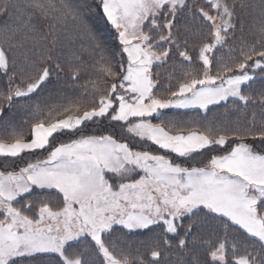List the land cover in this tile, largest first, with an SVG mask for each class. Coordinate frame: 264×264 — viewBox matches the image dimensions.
<instances>
[{"label":"snow or ice","instance_id":"1","mask_svg":"<svg viewBox=\"0 0 264 264\" xmlns=\"http://www.w3.org/2000/svg\"><path fill=\"white\" fill-rule=\"evenodd\" d=\"M0 264H264V0H0Z\"/></svg>","mask_w":264,"mask_h":264},{"label":"trees","instance_id":"2","mask_svg":"<svg viewBox=\"0 0 264 264\" xmlns=\"http://www.w3.org/2000/svg\"><path fill=\"white\" fill-rule=\"evenodd\" d=\"M95 27L97 28L98 32H100V33L104 32L103 24L97 23V24H95ZM109 39H110V37H109ZM257 87H259V84H257ZM223 111H224V109L222 110V112H219L218 110L212 109L211 111H209V113L210 114H216L217 115L216 118H219L220 115L223 113ZM22 115H23V113H17L16 117L14 118L15 123L17 125H19L21 123ZM200 115H201L200 113L192 116V113L184 114V113L174 112V113H167L163 120H165V121L171 120V121H175L177 123H181V122L188 123V122H192L195 117H198ZM185 222H187V221H185ZM129 238L130 239H137V235H130ZM141 238H146V236L138 237V239H141Z\"/></svg>","mask_w":264,"mask_h":264},{"label":"rangeland","instance_id":"3","mask_svg":"<svg viewBox=\"0 0 264 264\" xmlns=\"http://www.w3.org/2000/svg\"><path fill=\"white\" fill-rule=\"evenodd\" d=\"M192 111H193V110H192ZM214 117L216 118L217 115L215 114V115H213V116H208V119L211 120V119H213ZM193 121H201L202 123H206V121L202 120L201 115L198 116V117H195ZM138 237H140V236H137V239H138Z\"/></svg>","mask_w":264,"mask_h":264}]
</instances>
